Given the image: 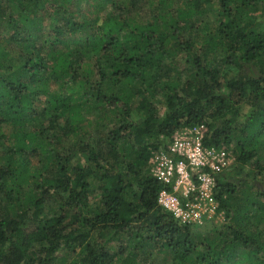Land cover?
Wrapping results in <instances>:
<instances>
[{
  "label": "trees",
  "instance_id": "trees-1",
  "mask_svg": "<svg viewBox=\"0 0 264 264\" xmlns=\"http://www.w3.org/2000/svg\"><path fill=\"white\" fill-rule=\"evenodd\" d=\"M195 126L200 228L150 170ZM0 264H264V0H0Z\"/></svg>",
  "mask_w": 264,
  "mask_h": 264
},
{
  "label": "built area",
  "instance_id": "built-area-1",
  "mask_svg": "<svg viewBox=\"0 0 264 264\" xmlns=\"http://www.w3.org/2000/svg\"><path fill=\"white\" fill-rule=\"evenodd\" d=\"M234 160L232 152L207 146L201 127L176 131L167 147L154 151L150 159L151 173L162 184L158 205L193 228L223 221L216 187Z\"/></svg>",
  "mask_w": 264,
  "mask_h": 264
},
{
  "label": "rangeland",
  "instance_id": "rangeland-1",
  "mask_svg": "<svg viewBox=\"0 0 264 264\" xmlns=\"http://www.w3.org/2000/svg\"><path fill=\"white\" fill-rule=\"evenodd\" d=\"M257 14H262L263 15V10H260L259 12H257ZM234 70H232L233 73L235 72Z\"/></svg>",
  "mask_w": 264,
  "mask_h": 264
}]
</instances>
